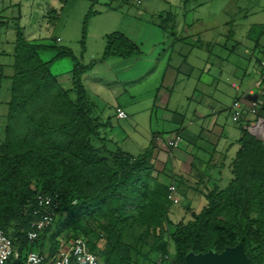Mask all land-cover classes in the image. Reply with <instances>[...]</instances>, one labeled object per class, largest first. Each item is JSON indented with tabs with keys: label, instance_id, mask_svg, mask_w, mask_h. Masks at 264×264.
I'll list each match as a JSON object with an SVG mask.
<instances>
[{
	"label": "trees",
	"instance_id": "16d2710c",
	"mask_svg": "<svg viewBox=\"0 0 264 264\" xmlns=\"http://www.w3.org/2000/svg\"><path fill=\"white\" fill-rule=\"evenodd\" d=\"M50 13L54 22L58 12L51 9ZM18 20L14 60L11 65L0 63V94L4 81L11 82L0 140V225L20 252L21 260L13 264L21 263L27 251H36L34 246L39 253L52 255L60 236L66 240L84 237L103 264H142L154 259L153 254L160 264H169L167 258L185 264L191 251L221 252L240 242L250 264H264L261 140L242 126L239 137L228 141L219 166V170L230 168L232 178L226 184L209 181L212 184L204 190L198 187L206 204L198 212L186 206V214L174 219L176 205L168 198V187L185 179L178 181L157 170L150 161L151 149L139 154L118 146L112 149L114 142L102 133L111 121H103L84 82L100 62L139 54V44L116 30L105 35L100 58L85 62L69 47L28 38ZM8 22L0 16V26ZM45 50L55 52L51 60L42 57ZM63 57L73 61L70 88L51 69L52 62ZM7 66L12 74H5ZM257 108L264 117V102ZM93 138L98 139L97 145ZM236 143L239 147L228 162V152ZM212 153L208 165L215 156ZM195 171L200 182L201 172ZM40 194L58 200V216L30 240L29 223ZM100 240H104L102 248Z\"/></svg>",
	"mask_w": 264,
	"mask_h": 264
},
{
	"label": "rangeland",
	"instance_id": "374dc122",
	"mask_svg": "<svg viewBox=\"0 0 264 264\" xmlns=\"http://www.w3.org/2000/svg\"><path fill=\"white\" fill-rule=\"evenodd\" d=\"M51 9H56L58 12L54 22L52 13H50ZM0 16L9 20L8 23H3L0 26V63L6 65H11L14 60L15 22L19 16L18 21L28 38L38 39L47 44L69 47L85 62L100 58L106 44L105 35L116 30L125 31L136 40L145 51L144 54L149 50L151 52L155 45L156 47L162 46L165 40L171 39L172 31L177 32L179 29H184V32L185 30L199 32L200 34L191 40L188 38L187 42L189 43L186 44L189 49H191L192 40H198L201 44V47H194V52L189 57L190 63L195 66L193 75L201 70L203 72V69L207 71L205 72L207 74L209 69L213 68L210 66L213 64L212 70L217 77L219 71L222 70L226 76L221 82L216 80L213 85L205 86L207 81L201 79V82L199 74L195 75L191 83H186L185 90L189 91L196 87L208 95L215 92V96L217 95V98L222 100L221 104L225 105L224 113H226V107L232 105L234 97L243 96L248 85H253L262 72L259 61H264V0H140V2L139 0H68L66 4H62L60 0H0ZM141 22L149 25L145 31ZM54 55L55 52L52 50L42 52V57L45 60H51ZM122 59L126 62L125 65L130 67L131 60ZM137 64L131 67L137 66L138 69H141L142 66ZM100 66L103 68L106 65ZM72 67L73 61L70 57L56 59L51 64L52 72L58 75L64 86L69 88L71 87ZM245 70H248V74L243 75ZM122 71L125 74L129 72L128 69ZM12 72V68L7 66L5 74H12ZM90 81L86 79L88 84ZM137 82V85L130 88V94L135 92V94L146 95L147 98V95L153 94L151 90H154L156 86L148 82ZM10 84L9 80H5L0 94V140L4 136V125L8 112L6 100L10 95ZM236 86L240 88L235 90ZM114 88H119V86H114ZM176 93L182 92L180 90ZM191 94L192 91H190V96ZM165 97L168 95L166 94ZM249 97L251 98L250 103L242 102L244 110L242 122L246 117L250 116V119L245 121L241 128L253 124L252 130L246 129L264 143V117L258 115V108H256L255 114L250 111L251 102L255 98L254 96ZM135 101L137 104H141L139 116L132 117V125L135 127H128L129 118L124 120L111 118L115 126L114 133L118 135L117 138L113 137L112 149L115 148L114 146H118L130 153L139 154L142 152L139 148V144H143L142 137L147 138L145 144L147 146L149 135H151L149 132L155 130L168 132L175 128L183 130L184 126H187L191 127L190 131L198 134L200 128L205 126V117L199 114L202 112L198 100L187 101L184 98L179 100L178 104L181 103L182 106L179 107L178 112L184 117L181 115L168 116L172 113L162 106H158L154 110L150 128L147 116L149 101H145V99L144 101L139 99ZM170 109L172 108L170 107ZM205 113L210 115L211 112L206 110ZM225 117H229V115L225 114ZM219 118L222 119L221 116ZM191 121H193L192 124H190ZM167 135L168 133L165 134V136ZM92 142L97 145L98 139L93 138ZM183 146L173 150L174 157L177 160H184L189 164V167L194 165L196 169H199L201 181L198 182V179L191 175L190 180L187 181L188 187L184 183L177 184L181 202L180 205L172 207L171 217L174 219L186 214V206L192 207L197 212L203 208L206 198L198 187L204 190L205 185L212 184H209V181L219 183L222 181V184H226L229 178H232L228 167H224L222 170L215 168V172H211L210 168L208 172L211 173L203 175V171L210 167L203 162L204 154L197 152L196 148L193 151L189 150L190 153L186 149L185 143ZM238 147L239 143H236L230 149L228 162ZM161 157L163 159H159L158 165L164 170L167 165L166 154L161 152ZM176 159L171 162L167 156L169 162L165 171L169 175L173 173L172 164H175ZM176 179L181 181L183 177L177 176ZM60 237L56 249L64 245L62 243L64 238ZM98 245L99 248H102L104 240H100ZM34 250H38L37 246H34Z\"/></svg>",
	"mask_w": 264,
	"mask_h": 264
},
{
	"label": "crops",
	"instance_id": "0c3cea01",
	"mask_svg": "<svg viewBox=\"0 0 264 264\" xmlns=\"http://www.w3.org/2000/svg\"><path fill=\"white\" fill-rule=\"evenodd\" d=\"M141 23L145 31L149 25L143 24L145 22ZM121 32L125 33L129 38L136 42V40L130 37V35H128L125 31ZM171 34V39L165 40L167 42L165 43L164 41L162 43V46L156 47L155 45L151 52H149V50L146 54H144L145 51H143L141 45L136 42L137 44H139L141 52L135 56L128 58V60H131L130 67H127L125 65L126 62L121 57H110L107 60L97 64L84 77V82L88 90L89 99L96 105L98 113L103 118V121L105 122L108 119L111 121L108 127H103L104 129H102V133H106V136H108L109 139H112L110 143L114 142V136L115 138L118 137V135L114 133L115 126L113 125L111 118L115 117V119L124 120L117 117V107H122L129 113L128 127H135L132 125V117L139 116L138 112L141 105L137 104L135 100H148L149 109L147 112V116L149 119L150 128L152 127L154 110L158 106H162L165 110L172 113L168 114V116H183L178 112L179 107L182 106L181 103L178 104L179 100L181 98H184L187 101L191 99L198 100L201 106L200 110L202 112H199V114L202 117H205V126L200 128L198 134L190 131L189 128L191 127L187 126H184L183 130L175 128L168 132H160L159 130H155L149 132L151 133V135H149L147 146L145 145L147 138L142 137L143 144H139L140 147H138L142 150V152L148 149L152 150L150 161L156 165L157 170H160L161 173L167 169L169 161L173 162V160L176 159L173 155V150L184 147L183 143H185V146L187 147L186 149L188 151H193L196 148L198 150L197 152H201V154H204L203 156L205 158H203V162L206 166H215L214 168H219L220 161L223 157L222 153L225 151L228 141L235 140L239 137L241 125H243L245 121L250 119V116L246 117L244 122H242V119L244 118L243 112V118L239 122H234L232 120V114L230 110L232 105L227 106L226 113H224L225 105L221 104L222 100L218 99L217 95L215 96V92H211L212 95H208L205 92L197 89L196 87H194L192 90L190 89L189 91L185 90L186 83H191V80L195 75L199 74L198 76L200 81L201 79L207 81V83H205V86H207L210 84L213 85L216 80L221 82L224 76H226V73L223 70L219 71V75L217 77L212 70L214 68V65L211 64L210 66H212L213 68L209 69L207 73L208 76L207 74H205V72H207L205 69H203V72L201 70L200 72H196V74L193 75L195 72V66L190 63L189 57L192 52H194V49L196 47H201V44L198 40H192L191 45L193 47L189 45L191 49L186 47V44L189 43L187 42L189 39L191 40L194 36L199 35L200 33L192 30H185L184 32V29H179L177 32L172 31ZM261 61H259V63ZM138 62L139 64H137ZM136 64L142 66L141 69H138L137 66L133 68L131 67L132 65L134 66ZM100 65L106 66L100 68ZM126 69L129 70L127 74L122 71ZM261 69L263 72V68ZM262 72L260 73V76L256 78L254 84H251L252 86L248 85L243 96L236 94L237 96L234 97V99L240 98L241 102L244 101L245 103L246 101L250 103L251 98L249 97V91L251 89L257 90L256 82L260 79V77L263 76ZM246 74H248V70H245V72L243 73V75ZM86 79L91 80L89 84L86 82ZM137 81H141L142 83L148 82L156 86L154 90H151L153 91V94L147 95L148 98L146 97V95H142L139 93L135 94V92L133 94H130V88L134 85H137ZM114 86H119V88H114ZM249 86L251 87L249 88ZM171 87L172 89H170ZM239 88V86H236L235 90H238ZM180 90L182 93H176ZM103 91H106V93H103ZM190 91H192L191 96ZM231 91L233 93L234 90L232 89ZM166 94L168 95V97H165ZM170 107L172 109H170ZM206 110H209L211 112L210 115L205 113ZM225 114L229 115V117H225ZM220 116L222 118L221 120L219 118ZM192 122L193 121H191L190 124H192ZM167 133L168 137L175 133L181 136V141L179 142L178 147L171 148L168 145V137L165 136V134ZM214 150H217L216 153L213 152ZM161 152H164L166 154L167 165L164 167V170L158 165L159 159H163L161 157ZM211 153L215 156L208 165L207 161L211 156ZM167 156L169 158V161L167 160ZM188 165L189 164H187V162H185L184 160H177L175 164H172V167H174L172 176L175 178L177 176H182L185 179L184 184L187 187V181L190 180L189 177L196 173L194 165L192 167H189ZM211 172L213 171L211 170ZM62 243L64 244L63 246H67L70 243V240H66L64 238L62 239ZM61 247L62 246L58 247V249H56V251L50 256H53ZM46 251L48 252V247L46 248ZM48 253L47 256H49ZM151 257L155 260H147L142 264H160L159 260L155 258L156 255L154 256L153 254Z\"/></svg>",
	"mask_w": 264,
	"mask_h": 264
},
{
	"label": "built area",
	"instance_id": "2783aa9c",
	"mask_svg": "<svg viewBox=\"0 0 264 264\" xmlns=\"http://www.w3.org/2000/svg\"><path fill=\"white\" fill-rule=\"evenodd\" d=\"M264 66V61L261 62ZM257 90L251 89L249 96H254L251 104V112L256 113L258 105L264 102V75L256 82ZM243 106L241 100L236 98L232 104V120L239 122L243 118ZM116 115L118 118H129L128 112L117 107ZM245 128L253 129V124L246 125ZM181 136L172 134L168 139L171 148L179 145ZM168 198L173 205L180 204V195L177 185L172 182L169 187ZM37 207L34 210L35 217L30 221L28 238L34 240L39 233L51 226L58 216L59 202L53 196L40 194L36 201ZM21 260L20 252L14 248L12 239L7 235L5 229L0 225V264H13L11 261ZM169 264H178L167 258ZM160 261H162L160 259ZM17 264V263H16ZM19 264H103L99 256L89 249L86 239L82 236L70 239V243L62 246L53 256H47L37 251L30 250L26 253L24 260Z\"/></svg>",
	"mask_w": 264,
	"mask_h": 264
},
{
	"label": "water",
	"instance_id": "95a60500",
	"mask_svg": "<svg viewBox=\"0 0 264 264\" xmlns=\"http://www.w3.org/2000/svg\"><path fill=\"white\" fill-rule=\"evenodd\" d=\"M185 264H250L243 243L226 247L223 251L189 252L185 256Z\"/></svg>",
	"mask_w": 264,
	"mask_h": 264
},
{
	"label": "clouds",
	"instance_id": "9594fccd",
	"mask_svg": "<svg viewBox=\"0 0 264 264\" xmlns=\"http://www.w3.org/2000/svg\"><path fill=\"white\" fill-rule=\"evenodd\" d=\"M235 99H236V98H235ZM235 99H234V100H235ZM238 99L241 100L240 98H238ZM233 102H234V101H233ZM232 104H233V103H232ZM231 112H232V109H231ZM231 114H232V113H231Z\"/></svg>",
	"mask_w": 264,
	"mask_h": 264
},
{
	"label": "bare ground",
	"instance_id": "6f19581e",
	"mask_svg": "<svg viewBox=\"0 0 264 264\" xmlns=\"http://www.w3.org/2000/svg\"><path fill=\"white\" fill-rule=\"evenodd\" d=\"M261 130V129H260ZM257 131V130H256ZM262 131V130H261Z\"/></svg>",
	"mask_w": 264,
	"mask_h": 264
}]
</instances>
